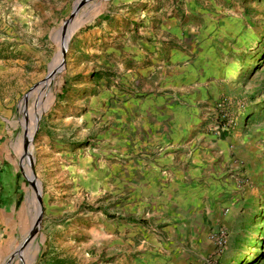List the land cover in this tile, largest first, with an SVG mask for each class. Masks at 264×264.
Returning <instances> with one entry per match:
<instances>
[{
    "label": "rangeland",
    "instance_id": "obj_1",
    "mask_svg": "<svg viewBox=\"0 0 264 264\" xmlns=\"http://www.w3.org/2000/svg\"><path fill=\"white\" fill-rule=\"evenodd\" d=\"M76 1L0 0V264H112L115 244H108L119 234L110 229L121 219L131 220L115 206L132 203L126 200L132 181L116 184L119 171L108 167L128 158L106 148L117 144L108 142L116 134L108 128L112 116L102 119L97 113L89 122L87 114L67 117L68 102L76 95L71 84L82 79L74 73L83 58L77 53L79 36L110 2L84 4L64 24ZM151 2L163 7L160 16L181 36L167 31L162 48L191 55L194 47L207 54L202 84L226 99L203 118L201 127L220 147L217 170L223 198L208 220L210 248L188 246L187 258L168 263L264 264V0ZM64 42V62L45 80ZM50 80L43 103L39 90ZM121 96H110L108 107L113 103L116 108ZM227 122L231 125L226 127ZM29 168L38 191L27 179L34 180ZM12 186L18 188L13 214L5 203ZM120 188L123 194H115ZM38 192L43 213L33 233ZM126 238L123 234V241ZM128 246L123 244V251Z\"/></svg>",
    "mask_w": 264,
    "mask_h": 264
},
{
    "label": "crops",
    "instance_id": "obj_2",
    "mask_svg": "<svg viewBox=\"0 0 264 264\" xmlns=\"http://www.w3.org/2000/svg\"><path fill=\"white\" fill-rule=\"evenodd\" d=\"M139 1L110 0L95 15L97 22L79 36L82 46L77 53L83 58L74 73L82 79L71 84L76 95L68 102L67 117L87 114L89 122L97 113L102 119L112 116L108 128L119 134L108 141L117 144L106 148L128 157L108 165L119 171L116 184L132 181L126 199L132 203H115L131 220L121 219L110 229L119 234L108 244H115L112 264H169L187 258L188 246L210 248L208 220H213L212 207L223 198L217 170L220 147L201 127L224 97L217 98L202 84L207 54L194 47L191 55L177 48L165 51L161 44L167 31L181 38L174 32L177 27L160 16L161 5L144 0L142 7ZM182 59L188 61L182 64ZM117 93L122 101L108 107V98ZM3 191L1 184L0 195ZM17 191L12 189L5 200L12 214ZM117 192L123 194L121 188ZM123 244L129 245L124 251Z\"/></svg>",
    "mask_w": 264,
    "mask_h": 264
},
{
    "label": "water",
    "instance_id": "obj_3",
    "mask_svg": "<svg viewBox=\"0 0 264 264\" xmlns=\"http://www.w3.org/2000/svg\"><path fill=\"white\" fill-rule=\"evenodd\" d=\"M87 1H89V0H77V1L75 2L74 6H73V9H72V11H71L70 16L64 21V24H66V23L72 21V19H73V18L75 17V15H76V13L80 10V8H82V6H83L84 4H86ZM65 52H66V48H63L62 53H61V56H62V58H61V62H62V63L64 62V54H65ZM52 74H53V72H48L47 75H46V77H45V79L48 78L49 76H51ZM25 98H26V97H25ZM24 151H25V153H28L26 148H24ZM21 170H23V167H21ZM31 173H32L33 176H34V180L29 179L28 177H27V179H28L30 185H32V186L37 190V187H36V181H35V175H34L33 171H31ZM25 176H26V174H25ZM38 205H39V212H38V215H37V218H36V222H35V224H34V225H36V226L39 225L40 218H41V215H42V213H43L42 198L40 197V194H38ZM30 231H31V229H30ZM30 231L28 232L29 235L27 236V238H28V237H31V236H30ZM22 246H23V245H20L19 247H22Z\"/></svg>",
    "mask_w": 264,
    "mask_h": 264
},
{
    "label": "bare ground",
    "instance_id": "obj_4",
    "mask_svg": "<svg viewBox=\"0 0 264 264\" xmlns=\"http://www.w3.org/2000/svg\"><path fill=\"white\" fill-rule=\"evenodd\" d=\"M91 1H93V0H89V1H87L86 2V4H88L89 2H91ZM77 14V13H76ZM71 24V23H70ZM66 27L67 28H70V25H66ZM66 46H67V42H64V44H63V46H62V48H61V51H60V53H62V50H63V48H66ZM62 65V62H61V56H59L58 58H57V60H55V63H54V65H53V69H52V71L50 70L49 72H53V71H56V69L59 67V66H61ZM50 77V76H49ZM48 77V78H49ZM48 78H46L45 80H47ZM51 86H52V80H50V81H48V82H46L45 84H43L41 87H40V90H39V100H41L43 103L45 102V100H46V98H48L47 96L49 95V93H50V91H51ZM48 101H50L49 99H48ZM50 103V102H49ZM50 105V104H49ZM48 105V106H49ZM31 168V167H30ZM29 168V170H30V172L32 171L31 169ZM33 178H34V176H33ZM35 181H36V179H35ZM37 182V181H36ZM37 184H38V182L36 183V187H37ZM37 191H38V187H37ZM38 194H40V192H38ZM36 225L34 226V228H33V233L36 231Z\"/></svg>",
    "mask_w": 264,
    "mask_h": 264
},
{
    "label": "built area",
    "instance_id": "obj_5",
    "mask_svg": "<svg viewBox=\"0 0 264 264\" xmlns=\"http://www.w3.org/2000/svg\"><path fill=\"white\" fill-rule=\"evenodd\" d=\"M226 99L225 98H222L219 103L217 104L218 106H221L222 103H225ZM231 124L229 122L225 123V126H230Z\"/></svg>",
    "mask_w": 264,
    "mask_h": 264
},
{
    "label": "trees",
    "instance_id": "obj_6",
    "mask_svg": "<svg viewBox=\"0 0 264 264\" xmlns=\"http://www.w3.org/2000/svg\"><path fill=\"white\" fill-rule=\"evenodd\" d=\"M17 175H18V172H16V174H15V177H17ZM1 178V177H0ZM0 182H1V180H0ZM12 188H13V190H18V188H16L15 186H12ZM238 257H236V261L238 262Z\"/></svg>",
    "mask_w": 264,
    "mask_h": 264
}]
</instances>
